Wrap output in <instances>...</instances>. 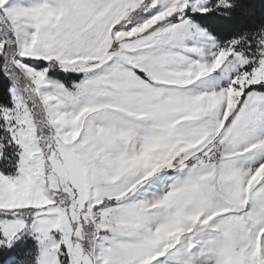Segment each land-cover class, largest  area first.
Here are the masks:
<instances>
[{
	"label": "snow or ice",
	"instance_id": "snow-or-ice-1",
	"mask_svg": "<svg viewBox=\"0 0 264 264\" xmlns=\"http://www.w3.org/2000/svg\"><path fill=\"white\" fill-rule=\"evenodd\" d=\"M0 264H264V0H0Z\"/></svg>",
	"mask_w": 264,
	"mask_h": 264
}]
</instances>
